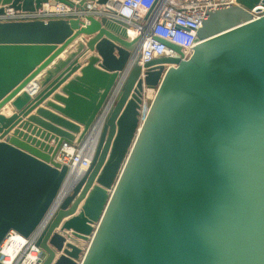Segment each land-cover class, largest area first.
Masks as SVG:
<instances>
[{
	"label": "water",
	"instance_id": "1",
	"mask_svg": "<svg viewBox=\"0 0 264 264\" xmlns=\"http://www.w3.org/2000/svg\"><path fill=\"white\" fill-rule=\"evenodd\" d=\"M91 1L113 0H0V14ZM262 8L208 10L190 60L144 64L119 18L0 21V109L14 107L0 112V244L40 229L41 264H264ZM80 35L89 38L47 69ZM87 50L97 54L82 66ZM78 69L53 96L62 106L37 108ZM147 89L157 93L141 122ZM96 130L91 164L73 178L59 150Z\"/></svg>",
	"mask_w": 264,
	"mask_h": 264
},
{
	"label": "built area",
	"instance_id": "2",
	"mask_svg": "<svg viewBox=\"0 0 264 264\" xmlns=\"http://www.w3.org/2000/svg\"><path fill=\"white\" fill-rule=\"evenodd\" d=\"M237 0H113L105 5H100L94 1L88 2L86 8L79 11L75 7L65 4L50 5L43 4L35 11H22L13 8H6L0 14V21L7 20H31L48 19L54 17H76L84 18L85 14H94L99 17L103 14L119 18L130 25L131 38H140V63L158 58L161 56H179L182 60H190L195 49L200 43L197 39V31L202 24V20L207 17L208 10L236 4ZM264 9V8H262ZM254 15H257L254 10ZM161 39L178 45L182 54L166 45ZM175 63L165 64L166 70L176 68ZM148 98L144 97L140 120H145L150 110L151 103L157 93ZM94 151H85L80 145L74 143H64L58 153L57 159L67 164L71 170H79L83 174L90 166ZM57 205L53 206L45 218V223L53 217ZM18 235L20 242L15 245L12 255H6L4 250L12 244L13 236ZM40 236V229L26 237L15 230L8 232L0 244V261L3 264H23L28 256L37 254L34 264H41L44 258L43 249L37 245ZM13 257L14 263L8 262L9 257Z\"/></svg>",
	"mask_w": 264,
	"mask_h": 264
},
{
	"label": "crops",
	"instance_id": "3",
	"mask_svg": "<svg viewBox=\"0 0 264 264\" xmlns=\"http://www.w3.org/2000/svg\"><path fill=\"white\" fill-rule=\"evenodd\" d=\"M82 19H84V18H82ZM86 37V38H89V36H86V35H80V37H79V39H77L72 45H71V47H69V49L68 50H66V51H64L63 53H61L58 57H57V59L55 60V61H53L48 67H47V69H49V68H51L56 62H57V60H60V59H64V58H66V56H67V52L69 53V52H72V50H75V48H76V46H77V44L79 43V42H81L83 39V37ZM90 54H97V51H91V50H87L86 52H84L83 54H81L80 56H79V63L83 66V65H85L86 64V59H87V57L90 55ZM82 56V57H81ZM81 57V58H80ZM47 69H45V70H47ZM45 70H43L42 71V73H40L38 76H37V78L36 79H41V77L45 74ZM80 73V69H78V70H76L66 81H64L61 85H60V87H58L50 96H48L37 108H44V109H47V110H51V109H49V107H47L45 104L47 103V102H49V101H51V102H56L57 104H59V105H61L62 106V104L61 103H59L58 101H56V100H54L53 99V96L55 95V94H63L62 93V91H61V88L63 87V86H65V84L68 82V80L69 79H71L74 75H76V74H79ZM24 90H28L29 92H31V94L33 95L35 92H37V90L36 91H31L30 89H26V88H24V89H22L18 94H20L22 91H24ZM147 92V91H146ZM17 94V95H18ZM145 97H146V94H145ZM13 100V99H12ZM12 100L11 101H9L8 103H6L1 109H0V112H2L3 114H5L6 116H10L13 112H14V107H13V105H12ZM36 114V109H34L26 118H24V121L25 120H28V117L29 116H32V115H35ZM27 122H29V124L31 125V126H38L35 122H30V121H27ZM13 131H11L10 132V134L12 133ZM74 176V175H73Z\"/></svg>",
	"mask_w": 264,
	"mask_h": 264
},
{
	"label": "bare ground",
	"instance_id": "4",
	"mask_svg": "<svg viewBox=\"0 0 264 264\" xmlns=\"http://www.w3.org/2000/svg\"><path fill=\"white\" fill-rule=\"evenodd\" d=\"M152 91H154V90H152ZM153 95H154V93H153ZM153 95H151V96H153ZM98 134H99V131L96 130L95 133L92 135L91 138L84 140L83 143L80 144L81 149H84L85 151H89V152L90 151H93L95 149V147H96V143H97V139H98ZM73 174H74L73 178L76 177V179L79 176L82 175V174L79 173V170H75ZM12 240L13 241H12L11 246L10 247H7L4 250V253L6 255H9V254L12 255L14 253V252L12 253V251H14L15 245L18 242H20V239H19V236L18 235L13 236ZM36 260H37V254L36 253H33L32 255L28 256L27 260L23 264H34L36 262ZM8 262L14 263V260H13V257L12 256L8 258Z\"/></svg>",
	"mask_w": 264,
	"mask_h": 264
},
{
	"label": "rangeland",
	"instance_id": "5",
	"mask_svg": "<svg viewBox=\"0 0 264 264\" xmlns=\"http://www.w3.org/2000/svg\"><path fill=\"white\" fill-rule=\"evenodd\" d=\"M152 90H153V89H147V90H146V91H147V92L145 93V94H146V98H148V97H152L151 95H153V93H154V91H155V90H154V91H152ZM147 93H148L149 95H148ZM147 100H150V99L148 98Z\"/></svg>",
	"mask_w": 264,
	"mask_h": 264
}]
</instances>
